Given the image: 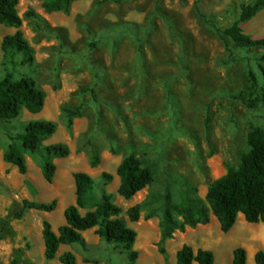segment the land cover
Masks as SVG:
<instances>
[{"label":"rangeland","instance_id":"1","mask_svg":"<svg viewBox=\"0 0 264 264\" xmlns=\"http://www.w3.org/2000/svg\"><path fill=\"white\" fill-rule=\"evenodd\" d=\"M17 1L22 24L0 25V40L21 31L34 62L0 48V81L6 75L31 77L46 101L39 114L23 110L15 120H0V264H62L65 252L78 264H130L131 251L138 253L135 264H176L183 237L161 240L164 195L179 204L192 187L206 203L212 182L238 168L249 152V135L264 133V102L249 109L236 98L247 89L250 70L263 85L264 49L237 47L218 31L253 0H73L69 13L49 12L43 0ZM242 29L264 38V10ZM79 106L81 115L69 127L65 111ZM36 120L57 126L43 149H70L68 157L54 159L52 183L43 176L42 151L25 153L26 174L3 159L17 143L13 138ZM129 155L150 167L154 182L124 199L116 171ZM77 172L94 182L91 205L80 213L94 210L103 193L110 195L122 209L118 218L137 233L131 250L101 239L95 228L82 234L83 244L61 245L54 260L45 258L43 223L56 233L65 224L64 211L76 202ZM53 200L57 208L51 213L24 209V201ZM216 225L210 227L222 233ZM189 233L193 248H201L197 232ZM223 241L215 255H230ZM215 264L227 261L217 258Z\"/></svg>","mask_w":264,"mask_h":264},{"label":"trees","instance_id":"2","mask_svg":"<svg viewBox=\"0 0 264 264\" xmlns=\"http://www.w3.org/2000/svg\"><path fill=\"white\" fill-rule=\"evenodd\" d=\"M44 7L49 12L69 13L73 0H43ZM109 0H102L106 2ZM17 0H0V25L19 28L22 19L17 10ZM239 18L231 26L221 30L223 37L229 38L237 47L247 49H264V38H253L243 32L242 24L250 21L260 11L264 10V0H253L250 4H242ZM0 48L6 52L22 53L26 64L34 62L31 47L21 31L6 36ZM232 56V53H231ZM233 60H235L233 58ZM264 62V56L260 59ZM263 85L257 75L248 72V87L236 98L241 100L249 109H254L264 102V66L261 67ZM94 95V90H91ZM46 101V93L40 89L33 78L24 77L15 80L12 75H6L0 81V120H15L23 110L30 114H39ZM82 107L67 109L68 126L81 115ZM57 131L54 122L36 120L30 122L24 132L13 138L4 153L6 163L15 166L20 174L27 173L25 153L43 152L42 172L46 182L52 183L57 166L54 159L66 158L70 149L63 144L45 147V140L51 138ZM249 152L244 156L238 168H230L228 172L212 182L206 195V203L197 196L195 188H188L181 203L175 204L166 193L163 197L162 219L160 221L161 240L172 239L175 232L184 233L187 228L195 229L200 225H208L212 215L217 218L221 231L228 233L237 222L238 215H244L249 223L264 224V133L252 132L248 139ZM99 164L98 156H94L91 165ZM120 178L119 195L131 199L154 182L150 167L133 155L125 157L116 171ZM103 178L112 179V175L103 174ZM76 202L64 211L65 224L54 232L48 221L43 223L44 256L48 261L57 257L61 245L83 244L82 234L96 229V234L108 243L124 245L131 250L136 242L137 233L126 226L123 219L118 218L122 209L112 202L110 195L103 193L94 210H88L84 215L81 209L91 205V194L94 189L92 178L83 172L74 174ZM57 200L50 203H32L24 201V209L39 210L47 213L54 212ZM139 206L133 208L131 220H139ZM165 253V251H162ZM232 264H247V251L238 247L233 252ZM130 264H135L138 253L130 252ZM62 264H78L71 252H65L60 257ZM215 264L214 253L191 245L184 244L176 253V264ZM256 264H264V251L259 250L255 255Z\"/></svg>","mask_w":264,"mask_h":264},{"label":"crops","instance_id":"3","mask_svg":"<svg viewBox=\"0 0 264 264\" xmlns=\"http://www.w3.org/2000/svg\"><path fill=\"white\" fill-rule=\"evenodd\" d=\"M215 217H211V222L208 225H200L195 229L187 228L185 233L179 232L175 233V237L182 238L183 237V245L189 244L192 246V243L187 240V235L189 232H197V241L201 243V248L210 250L214 253L215 260L217 258H224L227 261V264L233 263V252L238 247H243L247 251V264H256L255 263V255L259 250L264 251V224L263 223H249L245 220L243 214H239L237 218L236 224L233 228L228 232L222 233L214 231L210 226L215 223L216 226L220 224L214 219ZM221 229V228H220ZM223 237L226 238V243L229 245V253L230 255H215V250L222 247L224 243ZM182 245V246H183ZM180 246L178 250L182 247ZM193 247V246H192ZM177 250V251H178ZM177 253V252H176ZM196 264V263H195Z\"/></svg>","mask_w":264,"mask_h":264}]
</instances>
